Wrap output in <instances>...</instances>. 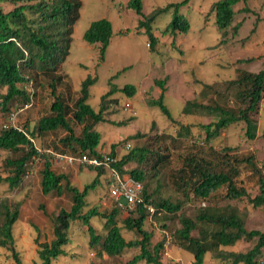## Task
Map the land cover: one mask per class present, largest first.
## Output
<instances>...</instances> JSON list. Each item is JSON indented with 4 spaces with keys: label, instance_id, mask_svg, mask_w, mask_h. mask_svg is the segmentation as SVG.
<instances>
[{
    "label": "rangeland",
    "instance_id": "obj_1",
    "mask_svg": "<svg viewBox=\"0 0 264 264\" xmlns=\"http://www.w3.org/2000/svg\"><path fill=\"white\" fill-rule=\"evenodd\" d=\"M79 19L73 26L69 56L58 71L61 82L56 87V94L64 97L72 105L79 95L81 82L90 75L96 79L89 88L88 104L97 111L101 106V96L111 88L115 93L103 100L106 118L109 122L98 124L95 130L100 133L98 152L100 155L110 154L113 148L114 157L119 160L133 148L148 147L168 153L169 162L157 177L151 176L147 170V181L151 189L160 186L159 197L181 202V208L176 214L165 213L153 205L154 212L144 221L143 229L151 233L150 248L158 242L167 243V254L160 252L162 264H191L192 256L180 249L176 244L175 232L180 229L178 217L183 215L194 220L200 209L206 207H221L230 205L236 207L244 217L247 230L264 231V212L253 208L246 199L224 201L220 190L214 198L200 200L190 197L186 200L181 192L173 186L178 171L191 157L212 160L213 155H223L229 150V155L246 157L253 155L258 167L264 175V98L257 119V134L254 140L244 136L242 122L230 125L221 131L218 137L209 141L203 129L215 121L214 117L193 113L190 108H184L188 101L200 104L235 107L233 92L228 90L227 82L232 80L236 71L258 72L264 69V0H247L246 4L238 3L231 28L227 34H222L215 25L212 4L217 0H190L180 8V13L187 18L190 29L187 34L165 33L164 30L171 20L172 10L161 14L151 25L152 34L157 39L155 48L148 46L149 40L143 29L137 27L138 17L132 10L126 8L128 0H80ZM181 0H142V13L148 15L156 8H162L170 3ZM21 3L7 0L0 4L2 12L14 10ZM248 7L249 13L240 12ZM111 22L113 34L106 49L103 60L99 59V46L88 44L83 40V33L89 25L99 19ZM240 24L237 33H232V27ZM253 30V31H252ZM252 59L251 62H240ZM26 81L17 87L26 94V99L15 97L6 107L0 106V131L4 126L35 132L38 120L49 114L53 101L50 88V77L23 65L20 68ZM164 80V104L173 119L189 127V134L178 136L174 126L158 108L148 105L150 100L159 97L161 88L155 82ZM125 85H133L136 93L127 97L120 90ZM208 85L209 88H204ZM6 89L0 90L4 95ZM1 101V100H0ZM129 104V108L126 105ZM72 127L76 135L81 131V125L74 122ZM65 132L59 130L46 133L41 137H33L32 142L41 154L47 155L51 169L56 174H64L70 184L82 191L85 185L91 183L96 172L84 165L68 164L61 157L69 152L62 147L59 139ZM138 135V136H137ZM156 138V139H155ZM130 145L129 150L125 147ZM12 154L0 150V179L10 174V168L4 165ZM213 156V157H212ZM219 161V159H218ZM43 160L35 159L28 167L27 174L16 188L10 189L0 182V199L9 203H21L19 217L13 225L14 250L21 264L40 263L37 256V243L50 242L53 239V216L61 209L69 210L70 194L65 190L61 194L51 193L44 196L40 187V171ZM149 165L142 164L143 169ZM135 164L123 167L125 174L134 169ZM240 168L236 179L238 186H243L247 193L254 197L257 194V179L251 171ZM64 185V184H63ZM158 197V198H159ZM86 208L96 207L101 213H110L115 208L108 196L107 175L101 174L99 184L88 193L85 199ZM183 201V202H182ZM43 205V211L39 206ZM116 217L117 226L126 241L134 240L137 235L123 226V219L128 214L119 209ZM134 212H132L133 214ZM133 214V217H136ZM104 220L95 217L90 225L101 238L106 231ZM198 237L197 232L191 233ZM71 243L64 248L65 256L59 257L52 264H126L139 253L138 248L124 250L121 255L109 257L99 252L101 239L97 246H89L87 227L81 222L71 223L69 228ZM255 241H238L233 246L222 248L226 252L245 253L250 250ZM259 261H264V248ZM0 264H16L11 252L0 248ZM137 264H145L139 262ZM203 264H226L216 260L210 253L205 254Z\"/></svg>",
    "mask_w": 264,
    "mask_h": 264
},
{
    "label": "trees",
    "instance_id": "obj_2",
    "mask_svg": "<svg viewBox=\"0 0 264 264\" xmlns=\"http://www.w3.org/2000/svg\"><path fill=\"white\" fill-rule=\"evenodd\" d=\"M7 0H0V4ZM21 3L14 10L4 13L0 9V90L6 89L4 95H0L1 109L15 98L26 99V94L17 87V84L26 81L20 68L23 65L27 69L40 71L50 77L48 87L53 101L49 108V114L41 117L35 127V132H28L19 128H3L0 131V150L9 152L13 156L6 159L4 165L10 168V174L0 179L10 189L16 188L27 174L29 165L35 159H42L40 171V187L44 196L51 193L61 194L63 190L70 194L71 206L69 210L61 209L53 216V239L50 242L37 243L38 264H52L59 257L65 256L64 248L71 243L69 228L71 223L81 222L87 227L89 234V246L98 245L101 239L100 253L104 252L109 257L119 256L130 248H138L139 253L126 264H162L160 252L163 243L158 242L150 248L151 233L143 229V224L148 214L141 206L136 209V217L132 212L123 219V226L128 231H134L137 238L126 241L117 226L116 217L120 208H113L110 213H101L96 207L86 208V197L99 184L101 174L109 176L105 169L88 167L96 172L95 178L80 191L73 187L68 177L64 174H56L51 169V163L45 154H41L34 146L33 137H41L46 133L63 130L64 137L59 143L64 147L69 156L78 158L83 155L99 157L98 146L100 133L95 130L98 124L109 122L105 115L103 100L115 93L111 88L101 96V106L95 111L89 104V88L94 85L96 79L88 75L80 84L79 95L72 105H69L64 97L56 94V87L61 82L58 71L66 62L71 46L73 26L79 19L81 8L80 0H15ZM190 0H181L170 3L162 8L152 10L148 15L142 13V0H128L126 8L132 10L138 17L137 27L143 29L147 35L150 48H155L157 39L152 34L151 25L161 14L172 10L171 20L164 32L174 35L187 34L190 23L179 11ZM247 0H217L212 4L215 25L222 34H227L231 28L236 12L234 7L238 3L246 4ZM240 12L249 13L248 7ZM240 27L236 24L232 27L235 35ZM253 31V30H252ZM113 34L111 22L105 18L93 21L83 33V40L88 44L99 46V59L103 60L106 49ZM247 59L240 62H251ZM164 80L156 81L161 88L159 97L150 100L148 105L159 109L174 126L177 127L178 136L189 134V127L172 118L168 108L164 104ZM228 90L235 107H222L220 105L200 104L196 101H188L184 108H190L195 114L214 117L215 121L204 125L206 140L209 141L219 136L221 131L230 125L242 122L244 124V136L247 140H254L257 134V119L260 106L264 98V69L254 73L245 70H237L235 77L227 82ZM204 88H209L204 85ZM120 92L127 97H133L136 88L133 85H125ZM81 125V131L75 134L72 123ZM138 136V135H137ZM156 139V138H155ZM114 146L110 156L114 157ZM153 148V147H152ZM148 147H136L131 149L121 159L112 163L111 167L120 175H128L134 181L142 184V198L146 204L155 206L156 209L169 214H176L181 208V202H172L170 199L159 197L160 186L157 184L151 189L147 181V170H151V176L157 175L167 167L168 153H161L159 149ZM212 160L191 157L183 161L178 171L173 186L188 200L190 193L193 198L209 200L217 196L220 190L221 200L237 201L246 199L247 204L253 208H260L264 212V175L258 167L255 157L249 155L238 159L229 155V150L224 154L216 155ZM213 157V156H212ZM219 159V161H218ZM147 164L148 169H143L142 164ZM135 164L136 167L125 174L123 167ZM247 167L257 179V194L251 197L243 186H238L236 179L240 175V166ZM87 167V166H86ZM64 184V185H63ZM159 197V198H158ZM183 202V201H182ZM21 203L11 204L5 198L0 199V248L11 252L16 264L21 261L14 250L13 225L19 217ZM43 211V205L39 206ZM99 217L104 220L103 228L106 233L101 238L90 225L92 218ZM180 229L175 232L177 246L189 253L193 261L191 264H203L204 256L210 253L213 258L226 264H262L259 261L264 248V231L247 230L244 217L236 207L225 205L221 207H206L200 209L194 220L183 215L178 217ZM195 231L198 237L191 233ZM238 241H255L254 246L245 253L226 252L222 248L233 246Z\"/></svg>",
    "mask_w": 264,
    "mask_h": 264
},
{
    "label": "built area",
    "instance_id": "obj_3",
    "mask_svg": "<svg viewBox=\"0 0 264 264\" xmlns=\"http://www.w3.org/2000/svg\"><path fill=\"white\" fill-rule=\"evenodd\" d=\"M129 108V104L126 105ZM11 126H4V128H9ZM15 128V127H13ZM129 150L130 145L125 147ZM68 164H78L93 168L105 169L109 176L108 184V196L109 199L114 203L115 208H120L128 212H134L136 214V209L141 206L148 215H152L154 208L146 204L142 198V184L140 182L134 181L128 175H120L115 169L111 167L112 163L116 162L115 157H111L109 154L100 155L99 157L83 155L78 158H73L69 156H62ZM167 243L163 244L164 256H168ZM264 264V261L262 262Z\"/></svg>",
    "mask_w": 264,
    "mask_h": 264
}]
</instances>
